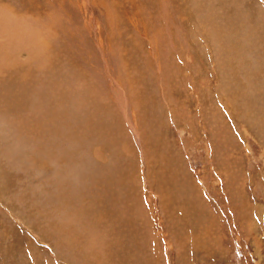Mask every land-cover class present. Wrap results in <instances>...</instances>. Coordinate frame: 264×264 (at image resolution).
I'll return each instance as SVG.
<instances>
[{"label":"rangeland","instance_id":"1","mask_svg":"<svg viewBox=\"0 0 264 264\" xmlns=\"http://www.w3.org/2000/svg\"><path fill=\"white\" fill-rule=\"evenodd\" d=\"M0 264H264V0H0Z\"/></svg>","mask_w":264,"mask_h":264},{"label":"bare ground","instance_id":"2","mask_svg":"<svg viewBox=\"0 0 264 264\" xmlns=\"http://www.w3.org/2000/svg\"><path fill=\"white\" fill-rule=\"evenodd\" d=\"M9 24V23H8ZM4 26V25H3ZM6 34L8 35V33L6 32ZM8 36H11V35H8ZM6 39V38H5ZM15 39V38H14ZM18 39L19 40H26V36H25V30H23L19 35H18ZM17 40H14V47H17V48H21V45L18 46V44L16 43ZM13 41L10 42V47H11V44H12ZM29 46H33V43H30ZM14 47L12 49H14ZM31 48V47H30Z\"/></svg>","mask_w":264,"mask_h":264}]
</instances>
